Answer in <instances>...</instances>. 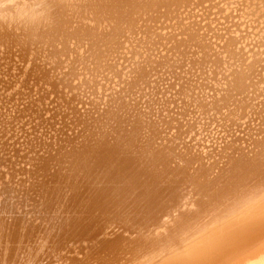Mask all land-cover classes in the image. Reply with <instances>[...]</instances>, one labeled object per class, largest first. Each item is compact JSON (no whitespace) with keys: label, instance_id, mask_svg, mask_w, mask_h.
I'll use <instances>...</instances> for the list:
<instances>
[{"label":"bare ground","instance_id":"bare-ground-1","mask_svg":"<svg viewBox=\"0 0 264 264\" xmlns=\"http://www.w3.org/2000/svg\"><path fill=\"white\" fill-rule=\"evenodd\" d=\"M96 2L0 6V264H214V169L264 154V0Z\"/></svg>","mask_w":264,"mask_h":264},{"label":"snow or ice","instance_id":"snow-or-ice-1","mask_svg":"<svg viewBox=\"0 0 264 264\" xmlns=\"http://www.w3.org/2000/svg\"><path fill=\"white\" fill-rule=\"evenodd\" d=\"M108 15L119 16L124 5L133 0H97ZM239 171H234V169ZM212 185L218 189L214 219L221 226L212 247L214 264H229L240 250L260 245L264 248V154L240 155L232 169H214ZM207 182V180H206ZM204 186H202L203 188ZM203 200L190 211L181 212L186 218L199 216L207 210ZM170 215L164 213L161 216ZM187 255V254H184Z\"/></svg>","mask_w":264,"mask_h":264},{"label":"rangeland","instance_id":"rangeland-1","mask_svg":"<svg viewBox=\"0 0 264 264\" xmlns=\"http://www.w3.org/2000/svg\"><path fill=\"white\" fill-rule=\"evenodd\" d=\"M226 1V0H225ZM212 5H213V8L211 9V12L213 13V12H216V10H218V8L219 7H222V5L225 3L224 2V0H223V2H222V0H214V2H210ZM219 3V4H218ZM207 5H209L208 3H206L205 4V6H207ZM216 5V9H215V6ZM227 13H225L224 14V12H223V14L221 15V13L220 14H217V15H221V16H224V15H226ZM216 15V16H217ZM209 17H213L212 15L211 16H209ZM220 21L219 22H223L222 21V19H219ZM234 21L235 20H237V18H234L233 19ZM204 23L206 22V21H203ZM202 22V23H203ZM168 31V30H167ZM16 54V53H15ZM14 54V56L11 54V55H9V57L7 58L6 57V59L4 60H1L0 61V88L1 87H3L2 85H5V83L4 82H6V81H8L7 79H9V78H11L10 77V75H14V73H16V72H18L19 71V68H21V63H19V58H17V54L15 55ZM5 56V55H4ZM11 56V57H10ZM15 58V59H14ZM8 59V60H7ZM122 61V60H121ZM120 61V62H121ZM9 62V63H8ZM17 62V63H16ZM125 64V63H124ZM11 65V66H10ZM17 65V66H16ZM19 66V68H17ZM14 67V68H13ZM120 66H117V68H119ZM120 68H122V67H120ZM119 68V69H120ZM13 69V70H12ZM4 70V71H3ZM180 69H178L177 71H179ZM3 72V73H2ZM13 73V74H12ZM169 73H166V74H164V75H161V74H159V75H153L152 77H150L149 79H151L150 81L152 82V81H157V83H159V80H160V78L161 79H169L170 78V76L168 75ZM7 75V76H6ZM158 76H160L159 78H158ZM114 81V83H113V88H114V90L115 91H119L120 90V87L118 86L119 85V79H118V77H115V78H112ZM171 79V78H170ZM174 80V79H173ZM106 82V83H105ZM167 82V80L166 81H164V82H161V83H159L160 85L161 84H163V83H166ZM168 82L169 83H171L172 82V79H171V82H170V80H168ZM167 82V83H168ZM103 83H105V84H107V83H109V85H111V82H109V79H106V80H104V82ZM122 85V84H121ZM150 85H152L153 86V84L152 83H150ZM30 86V87H29ZM151 86V87H152ZM28 87L29 88H32V84H31V81H29V83H28ZM29 88L26 90V93L28 92L29 93ZM151 89V88H150ZM149 90V89H148ZM147 90V91H148ZM10 92L11 91H13L12 89H10L9 90ZM146 92V91H145ZM107 93H109V91H107ZM119 95H124V93L122 92V93H119ZM96 96H97V94H96ZM24 100V99H23ZM23 100L22 101H19V103H23ZM137 100V99H136ZM26 103H27V101H28V99L26 98V100H24ZM96 101H98V100H96ZM101 107V106H100ZM172 107V106H171ZM50 113V112H49ZM52 113V112H51ZM44 117V119L47 117H50L49 116V114L48 115H44L43 116ZM60 117H56L55 118V120L56 121H58V119H59ZM24 119H29L28 117H25V118H23V120ZM40 119H36L34 122L36 123V122H40L39 121ZM34 122H32L30 125L29 124H25L24 126L23 125H21V123H18V122H13L12 124H11V126H12V128L13 129H11V130H9V127L7 128V130H8V132H7V134L6 135H8L7 136V139H9L8 137H10V135L11 134H16V135H18V136H20L21 134L22 135H27L28 133H32L33 135L34 134H36V135H38L40 132H44V133H47L48 134V131L50 132V133H52L53 131H50L51 129L49 128V126H47L46 127V129H43V126L44 125H42V124H40V125H35V123ZM49 123L50 124H53V119L52 120H49ZM59 123H61V121H58V126L59 127H62V123H61V125L59 124ZM57 125H56V127H57ZM42 126V127H41ZM39 127H41L42 129H40ZM58 127V128H59ZM36 130V131H35ZM47 131V132H46ZM67 131V130H66ZM66 133H68V134H70V132L69 131H67ZM68 134H64V136H67ZM30 136H32V135H30ZM23 139V138H22ZM22 139H20V140H22Z\"/></svg>","mask_w":264,"mask_h":264},{"label":"clouds","instance_id":"clouds-1","mask_svg":"<svg viewBox=\"0 0 264 264\" xmlns=\"http://www.w3.org/2000/svg\"><path fill=\"white\" fill-rule=\"evenodd\" d=\"M11 0H0V6L7 8Z\"/></svg>","mask_w":264,"mask_h":264}]
</instances>
